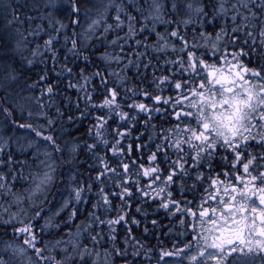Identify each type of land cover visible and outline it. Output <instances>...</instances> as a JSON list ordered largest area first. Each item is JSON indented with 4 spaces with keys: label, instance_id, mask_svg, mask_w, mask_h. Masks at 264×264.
<instances>
[{
    "label": "snow or ice",
    "instance_id": "snow-or-ice-1",
    "mask_svg": "<svg viewBox=\"0 0 264 264\" xmlns=\"http://www.w3.org/2000/svg\"><path fill=\"white\" fill-rule=\"evenodd\" d=\"M0 11V53L19 56L0 55V115L35 136H0V264H264V0H7ZM33 69L21 91L40 95L17 100L10 83ZM65 76L76 98L53 116ZM65 115L92 121L91 142H58ZM152 205L176 222L155 245L133 234L149 233Z\"/></svg>",
    "mask_w": 264,
    "mask_h": 264
},
{
    "label": "trees",
    "instance_id": "trees-1",
    "mask_svg": "<svg viewBox=\"0 0 264 264\" xmlns=\"http://www.w3.org/2000/svg\"><path fill=\"white\" fill-rule=\"evenodd\" d=\"M2 3H6L7 0H0ZM19 3H23V0H18ZM5 29V23H4V16L3 12L0 11V35L4 33ZM10 47V46H9ZM2 56H7L10 58H15L16 60H19L18 54H14L10 50H6L5 52L0 53ZM69 66H71V63H69ZM42 67V66H38ZM49 67H51V64H49ZM38 69H33L31 72H24L23 77L19 79L17 82H11L9 91L12 93H19V96H17V100H19L20 96H39L40 93L38 90L29 92L27 90L21 91V89H26V83L25 79L27 78V83L30 84L33 80H36L37 77L35 76L34 72ZM56 71H58V68L56 70H53L52 73L50 74V82L51 80H56ZM74 74H75V69H74ZM2 76L3 73H0V82H2ZM68 77L65 76L63 80L61 81V88L58 91V95H56L53 99L56 101L55 106L52 108L50 114L55 116V107H60L61 112H67L69 105L68 103L64 102V97L70 96L72 100L74 101L76 98V92L73 90H68L67 92L64 90V85L67 83ZM3 96L4 92L0 91V102H3ZM45 102H47V97H45ZM33 105H35V101L33 100L31 102ZM5 106L8 107L10 106L9 104L5 103ZM83 104H81V109H83ZM33 112H35L37 109L35 107H32L31 109ZM26 111H27V106H26ZM26 114V112H25ZM71 115L75 116L77 113L75 112V106H72V111L70 113ZM15 118L19 119V113L14 114ZM20 123H32L36 124L37 121L35 120H20ZM159 121H153V123H158ZM39 123L43 124L45 123L44 120H40ZM92 121L91 120H84V121H79L77 120L75 124L67 122V115L62 120L58 121L57 124V129L56 133L59 136L58 142L62 143L65 141H73L76 143H83L85 140H88V127L91 125ZM15 126L12 125L11 123H6L5 122V117L3 115H0V136L7 137L11 135L13 139L19 138L22 142H26L28 139H35L34 133H31L28 130L25 129H18L14 130ZM143 129H141L142 131ZM88 142H91L88 140ZM71 145L69 144V147ZM41 150H43V145H41ZM63 159H67V157H63ZM91 162V161H89ZM84 171L85 169H81ZM19 187V185L17 186ZM57 188H60L61 185L57 183L56 185ZM55 191V189H54ZM84 206L81 205V210L83 211ZM156 208V205H152L150 208L145 209V211H148L150 215L148 216V227H149V233H143V227L145 226L143 223L139 227L133 226V234L138 238L141 239L142 241H147L150 245H155L157 243V240L154 238L155 235H159L161 231L167 232L168 231V225L170 223H176L175 221L170 222L169 219L166 218L165 213L161 210L158 215H153V210ZM132 215L136 216L137 219H140V216H138L135 212V207L132 209ZM61 220H66V216H62L60 218ZM152 219H157L159 221L157 227L153 230L150 221ZM164 226L163 228L161 226ZM74 227V226H73ZM61 231H64L63 229ZM124 227L121 226L120 228V233H121V241L123 240V234H124ZM160 239L163 240L165 244L168 243L167 240H164L163 236H160ZM172 239H175V237H172ZM119 264V261L117 262Z\"/></svg>",
    "mask_w": 264,
    "mask_h": 264
},
{
    "label": "bare ground",
    "instance_id": "bare-ground-1",
    "mask_svg": "<svg viewBox=\"0 0 264 264\" xmlns=\"http://www.w3.org/2000/svg\"><path fill=\"white\" fill-rule=\"evenodd\" d=\"M59 180V177L57 178ZM52 197L50 196L49 199H51Z\"/></svg>",
    "mask_w": 264,
    "mask_h": 264
}]
</instances>
